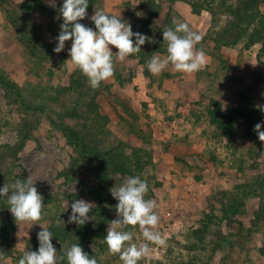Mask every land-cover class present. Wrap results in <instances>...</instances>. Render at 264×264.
Wrapping results in <instances>:
<instances>
[{
    "label": "rangeland",
    "instance_id": "obj_1",
    "mask_svg": "<svg viewBox=\"0 0 264 264\" xmlns=\"http://www.w3.org/2000/svg\"><path fill=\"white\" fill-rule=\"evenodd\" d=\"M42 1L58 9L63 4V0ZM144 1L147 0L93 1V7L86 10L88 16L80 22L94 29L89 17L96 9L127 21L133 32L141 33L146 22L152 37L160 43L146 42L141 50L145 49L147 53L151 50L161 58L166 57L162 52L163 45L167 46L163 43L162 32L169 27H164L168 14L188 23L202 36L196 49L204 51L206 63L200 71L172 73L167 68L160 74L149 72L147 75L148 54L144 53L145 63L142 64L139 52L124 61L115 60L114 75L104 81L109 89H104L97 98L101 112L110 116V129L118 138L143 146L139 138L127 133V122L138 123L153 133L149 147L153 150L154 163L146 169L144 177L154 191L151 199L157 202L155 211L159 216L155 230L159 231L165 244H150L149 253L138 264H154L157 260H188L195 254L187 247L188 234L200 225L211 204H217L215 213L221 215L218 199L222 191L242 192L251 189L249 184L258 190L259 182L264 179V141L253 129L258 122L264 121V65L258 58L259 43L250 48L241 42L223 46L219 51L215 49L212 37L224 23V13L214 16L203 10L199 15L194 14L184 0H155L156 6L150 12L143 6ZM261 10L264 13V4ZM60 23V14L41 8L25 12L17 4H0V73L19 87L27 104L38 107L30 113L33 120H40L33 137L16 160L14 172H20V165L27 173L26 179L31 178L40 194L54 195L62 204V209L57 211L55 203H45V196H42V217L35 223L46 228L54 217L63 216L67 221L71 212L68 194H76L74 200L91 202L93 208L100 206V189L108 191L123 182L119 180L120 175H114L109 184L101 186L99 180L83 170L76 174V180L67 184L60 176V172L70 166L74 151L50 122L52 118L59 121L60 113L66 108L65 103L56 102L53 97L59 87L68 84L76 70L68 54L71 40L61 52L53 51ZM110 47L115 57L118 50ZM29 49L44 59L37 62ZM214 100L224 109L237 107L254 113L252 121L240 119L233 128L234 135L227 139L210 123L208 111ZM17 107L9 103L6 90L0 85V122L3 125L0 144H16L18 136L12 126L24 117L32 118L20 113ZM130 112L138 113L140 119L136 121ZM261 130L264 131V126ZM113 201L111 197L109 204L105 203L103 207L111 208ZM245 202V211L239 219L246 227H251L260 197L253 193ZM63 208L67 210L63 212ZM6 214L12 215L9 210L0 211V216ZM33 223L17 221V228L12 233L13 254L0 259V264H18L20 254L38 242L41 226ZM219 226L225 233L232 234V241L225 252L215 254L213 264H264V228L248 236L246 230L239 234L237 227L229 228L226 221ZM125 230L134 232V243L145 242L138 225ZM88 248L96 250V243L90 242ZM102 260L103 264H122L119 254H103Z\"/></svg>",
    "mask_w": 264,
    "mask_h": 264
},
{
    "label": "trees",
    "instance_id": "obj_2",
    "mask_svg": "<svg viewBox=\"0 0 264 264\" xmlns=\"http://www.w3.org/2000/svg\"><path fill=\"white\" fill-rule=\"evenodd\" d=\"M98 0H89L88 9L93 7L92 2ZM101 1V0H99ZM176 1V0H169ZM192 7L194 14H201L203 10L210 11L214 16L216 13H224L226 18L224 23L218 26L212 40L217 51L223 46H235L244 42L246 48L259 43L261 45L258 58L264 65V13L261 5L264 0H184ZM8 5L17 4L25 12H33L36 8L44 9L53 14H59L58 8L46 5L42 0H26L18 3L16 0H0V4ZM155 0L144 1L143 6L153 12V6H156ZM173 18L170 14L166 16L165 26H172ZM141 33L152 37L147 23L144 22L141 27ZM39 32V31H36ZM38 37V36H37ZM157 41V40H156ZM158 41L156 44H159ZM163 45V44H162ZM166 48L163 45L162 52L167 55ZM31 50V49H29ZM33 52V50H31ZM140 61L145 63V49L140 51ZM150 53V54H149ZM147 53L150 58L153 52ZM35 55L34 59L41 62L43 57ZM70 58V57H69ZM149 75V71L145 70ZM168 75V74H167ZM119 76V75H118ZM0 85L6 90V96L9 103L17 105L20 113H25L32 118H23L21 121L12 126L17 132L16 144H0V185L11 184L17 179L26 180L27 173L20 165V172L15 173L17 167L15 162L19 159L21 152L25 149L27 142L33 137L40 120H36L30 113L31 110H37L27 104L25 97L22 95L19 87L10 79L0 73ZM109 89V86L103 82L97 89L89 86L88 78L76 68L72 73L67 85L57 89L54 101L65 103L66 108L60 113V119L52 118L50 120L58 130L64 135L67 143L70 145L74 154L71 158L70 166L60 172V176L65 179V184L77 179V173L80 170L90 172L100 185L110 183L112 176L120 175L121 181L128 176L139 175L142 179L146 169L154 163L153 150L149 147L152 144L153 133L147 132L141 128L138 123L127 122L129 135H135L139 138L143 146L133 145L128 141L118 138L110 129V116L102 113L100 104L97 100L102 91ZM213 107L209 108L210 123L222 132L227 138L231 139L234 135L233 128L238 124L240 119H247L250 123L254 113H250L242 108L232 107L224 109L216 100L213 101ZM135 120H139V114L130 112ZM75 120L73 124L70 121ZM35 122V123H34ZM3 132V125L0 122V136ZM15 167V168H14ZM149 191L145 199H151L154 191L150 182ZM249 190L233 192L225 190L220 193L218 207L221 211L216 214V205H210V211L205 212L204 218L201 219L200 225L191 229L188 234V249L195 252L188 260L165 261L157 260L154 264H213L215 254L218 251L225 252L227 246L231 244L232 234L225 233L219 226L222 221L227 222L229 228L237 227L238 233L247 231L248 236L254 232H258L264 228V179L259 182L258 190L252 184ZM243 187V186H240ZM99 205L93 207L90 212L91 219L82 226H78L75 222L68 223L63 216L54 217L47 228L53 233L52 242L57 250V256L64 255L65 249L74 243H79L81 247L91 257L97 259L98 264H103L102 255L109 253L108 246L104 242V236L107 233V226L112 220L117 218L115 205L118 201L114 198L111 208L103 207L112 197L110 191H101L100 189ZM256 193L260 197V205L255 211V217L252 220V226L246 227L239 216L244 213L246 202L245 199L250 194ZM45 196V203H55L57 211L62 209L60 200L54 195ZM76 194H68L67 199L74 202ZM109 204V203H107ZM8 209L6 198L0 199V211ZM64 211V208H63ZM65 224H64V221ZM218 226V227H215ZM17 228V221L13 215L6 214L0 216V259L12 256V233ZM128 229V228H127ZM234 233V232H233ZM96 243L97 249L90 250L88 244ZM29 250L38 249V242L29 245ZM20 254L19 258L22 256ZM18 258V260H19ZM109 263V262H108ZM107 263V264H108ZM58 264H67L66 258L59 261ZM111 264H120L112 262ZM139 264H144L140 262Z\"/></svg>",
    "mask_w": 264,
    "mask_h": 264
},
{
    "label": "clouds",
    "instance_id": "obj_3",
    "mask_svg": "<svg viewBox=\"0 0 264 264\" xmlns=\"http://www.w3.org/2000/svg\"><path fill=\"white\" fill-rule=\"evenodd\" d=\"M88 5L89 0H63L59 8L62 23L59 25V34L55 37L53 51L61 52L65 49L66 42L71 40V47L68 49L69 59L88 78L89 86L97 89L101 82L114 75L115 60L124 61L126 57L139 53L141 46L146 42L158 41L143 33L133 32L130 23L99 9L89 17L95 28L84 25L80 21L88 16L86 11ZM162 35L163 43L167 45V55L165 58L152 55L147 59L149 72L153 75L160 74L169 64L179 73L190 74L202 69L206 63L205 53L202 49H196L202 36L193 31L188 23L173 19L172 26L163 29ZM110 46L118 50L115 51V57ZM262 126L264 121L258 122L253 131L261 141H264ZM109 191L118 201L115 205L117 218L111 221L104 242L109 253L119 254L122 264H138L140 259L149 253L150 244H165L159 231L155 230L159 222V216L155 211L157 202L154 199H145L149 184L139 175L128 176ZM4 198L15 221H32L33 224H39L35 222L42 217L43 197L31 178L17 179L11 184H4L0 187V199ZM91 209V202L84 199L75 200L71 203L67 222H75L78 226L84 225L91 219L89 216ZM66 210L67 208L64 211ZM39 225L41 230L37 233L38 249L23 251L18 264H58L65 258L67 264H98L97 259L85 252L79 243L72 244L65 249L64 255L57 256V250L52 242L53 233L42 224ZM137 225L145 241L139 245L133 242L134 232L125 230L129 226Z\"/></svg>",
    "mask_w": 264,
    "mask_h": 264
},
{
    "label": "crops",
    "instance_id": "obj_4",
    "mask_svg": "<svg viewBox=\"0 0 264 264\" xmlns=\"http://www.w3.org/2000/svg\"><path fill=\"white\" fill-rule=\"evenodd\" d=\"M168 69H170V71H172V73H173V72L176 73L175 68H174L171 64H169Z\"/></svg>",
    "mask_w": 264,
    "mask_h": 264
}]
</instances>
